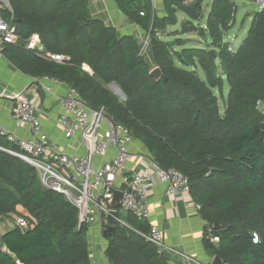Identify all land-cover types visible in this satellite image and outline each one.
Instances as JSON below:
<instances>
[{
    "label": "trees",
    "instance_id": "16d2710c",
    "mask_svg": "<svg viewBox=\"0 0 264 264\" xmlns=\"http://www.w3.org/2000/svg\"><path fill=\"white\" fill-rule=\"evenodd\" d=\"M115 1L148 33L154 65L140 54L136 38L121 37L116 28L94 19L88 0L0 4V14L16 26L19 36L15 45L2 48V55L32 78L67 84L89 107L104 109L126 127L161 168L184 174L207 225L206 244L225 264H264V115L256 108L264 101V10L254 15L246 38L232 52L224 38L236 23L237 6L231 0L213 2L206 29L195 25L204 17V0H198L197 13L165 0V18L151 16L150 0ZM178 12L190 19L182 32L208 36L207 49L179 51L177 42L161 38L168 26L178 23ZM34 34L46 52L66 60L50 62L28 50L26 42ZM156 67L167 81L157 82L150 75ZM111 84L124 93V102L107 88ZM220 99L225 101L223 112ZM0 146L18 151L3 139ZM15 215L30 227L0 232V264H93L89 227L79 223L76 207L45 189L29 163L0 151V224ZM124 219L128 226L117 223L109 239L108 264H169L146 238L149 223L133 215ZM208 229L219 244L210 243Z\"/></svg>",
    "mask_w": 264,
    "mask_h": 264
},
{
    "label": "built area",
    "instance_id": "2783aa9c",
    "mask_svg": "<svg viewBox=\"0 0 264 264\" xmlns=\"http://www.w3.org/2000/svg\"><path fill=\"white\" fill-rule=\"evenodd\" d=\"M156 1L151 0L153 8L156 7ZM256 3L258 12H262L264 0H256ZM18 41L16 26L0 14V56L4 46L15 45ZM149 42V35L145 46L142 47L139 42L140 54L144 57ZM26 48L36 51L39 57L50 62L62 64L66 60L63 55L46 52L37 34L29 38ZM35 80L41 84V90L53 92L51 81L55 80L51 79L48 85L41 83L40 79ZM12 99L16 101L12 118L19 129L28 130L31 136L21 137L0 126V139L16 146L18 151L2 146L0 150L34 167L45 189L63 195L76 207L79 223L87 225L89 233L97 225L102 226L104 230L109 228L108 215L112 210L110 203L116 191L122 192L117 219L121 226H128L124 215H133L136 219L149 223L147 194L157 183L165 184L172 196L180 193L190 194L189 182L184 174L175 169L165 170L153 159L143 174H125L126 164L133 158L131 147L134 146L135 140L129 130L117 125L106 115L104 109L95 110L89 107L76 90L70 89L65 97L59 98L62 113L57 123L67 139L80 136L85 150L83 155H67L59 151L56 143L50 142L44 133L41 119L36 116L35 107L25 92L13 95ZM256 108L264 115V101L259 100ZM111 151H114V155L109 158ZM196 208L201 210L200 205H196ZM8 225L22 230L30 227L29 222L19 215L8 220ZM208 232L210 243L219 244V237L213 236L210 229ZM146 238L155 244L163 255L169 253L164 244V233L159 228L152 226ZM253 242H258L256 234Z\"/></svg>",
    "mask_w": 264,
    "mask_h": 264
},
{
    "label": "crops",
    "instance_id": "0c3cea01",
    "mask_svg": "<svg viewBox=\"0 0 264 264\" xmlns=\"http://www.w3.org/2000/svg\"><path fill=\"white\" fill-rule=\"evenodd\" d=\"M214 1L216 0H210L207 16H204L203 19L199 23H195V25L206 29L208 15ZM231 1L236 4L235 0ZM249 1L252 6L257 4L256 0ZM88 3L92 17L103 21L109 27L116 28L121 37L132 36L140 42L144 36H146V32L135 22L128 26L124 25L128 18L120 10L115 0H88ZM237 8L239 7L237 6ZM245 8H251V6L246 5ZM257 12L258 10L256 9L248 13L249 19L246 18L242 23V27H244L247 20H249L248 26L245 29L247 30L244 36L245 38L252 24L254 15ZM179 14L182 15V17H180L182 24L190 20L183 18L185 14L182 12L177 13L178 20ZM155 15L159 18L167 17L165 0L156 1V7L153 8L151 16L154 17ZM191 34L192 33L184 34L182 32V26L181 29L175 30V42H177V46H175L176 50L181 51L186 48L207 49L208 46H210L211 41L208 36L200 37L199 33H195L199 35V39L202 41H199L197 38L189 39L183 37ZM228 34H230V32ZM227 43L230 44L232 52H236L240 46L236 47L232 42ZM189 44L194 45L189 47ZM151 60L152 63L149 62V64L154 65L153 54L151 55ZM198 74L203 76L200 69L198 70ZM40 80L41 83L48 85L51 79L42 78ZM51 82L53 92L41 90V84L37 83L35 78L24 74L5 55L0 56V126L21 137L31 136L28 130L19 129L12 118L16 106V101L12 99V96L25 92L33 103L35 114L41 119L44 133L48 136L50 142L56 143L59 151L67 155H83L85 150L80 136L78 135L76 138L67 139L57 123V119L62 113V105L59 98L65 97L71 88L67 84L56 80ZM3 140L6 141L5 139ZM131 152L133 153V158L127 162L124 173L143 174L152 159L150 152L143 144L137 141H135L134 146L131 147ZM113 155L114 151H111L109 158L113 157ZM147 196L150 209L149 225L150 227L154 226L163 231L164 244L169 249V253L166 255L169 263L212 264L216 254L214 249L206 244L207 225L200 210L196 208L197 204L193 201L191 194L180 193L176 196H172L168 193L165 184L157 183L149 189ZM17 210L19 213L26 214L25 210L21 207ZM10 227L8 223H1L0 232L3 234ZM104 232L105 230L102 226L97 225L93 227L89 233L90 257L93 264H108L105 251L108 247L109 239L104 237Z\"/></svg>",
    "mask_w": 264,
    "mask_h": 264
},
{
    "label": "rangeland",
    "instance_id": "374dc122",
    "mask_svg": "<svg viewBox=\"0 0 264 264\" xmlns=\"http://www.w3.org/2000/svg\"><path fill=\"white\" fill-rule=\"evenodd\" d=\"M235 1H236V5L239 7V8H237V13H236V17H235L236 24H235L234 28L230 31V34H226L224 38H225L226 42H232L233 45L237 47L240 45L242 40L245 38L244 36L247 33V30H245V29L248 26L249 20H247V23L245 24L244 27H242V23L246 18L249 19L248 13H251L257 9V4L252 6V4H250L249 0H235ZM251 1H253V0H251ZM0 4H2L5 7L9 6V2H8V4H6V0H0ZM209 4H210V0H204L203 6H202L204 16H207V14L209 12ZM246 5L251 6V8H245ZM180 17H182L181 14H179V20H178V23L176 25L167 27L166 32L164 34H162V36H161V38L163 40L168 41V42L173 43V44L175 43V30L181 29V26H182V20L180 19ZM183 18L189 19L187 15H183ZM183 37L189 38V39L190 38L199 39V35L195 34V33H192L191 35H187V36H183ZM147 38H148V33H146V36H144V38L140 41L142 47L146 45L145 43H146ZM199 41H202V40L199 39ZM193 45L194 44H189V47H192ZM151 47L152 46H151V40H150L149 44L146 46V49H145L146 50L145 60L148 63L149 62L152 63ZM202 74H203V72H202ZM200 77L205 78L204 74H203V76H200ZM107 88L111 92L116 94L120 98L121 101L124 102L126 100L125 97L118 90V87L116 85L111 84V85L107 86ZM228 92H229V89H228V86H226L225 90H224L225 98L227 97ZM224 105H225L224 99H220L221 111L224 110V108H225Z\"/></svg>",
    "mask_w": 264,
    "mask_h": 264
},
{
    "label": "water",
    "instance_id": "95a60500",
    "mask_svg": "<svg viewBox=\"0 0 264 264\" xmlns=\"http://www.w3.org/2000/svg\"><path fill=\"white\" fill-rule=\"evenodd\" d=\"M176 1L181 3L182 5L187 6L190 11H192L194 13L198 12V7L200 5V2L198 0H176ZM6 4H8V0H6ZM14 22L18 23L19 21L17 19H15ZM133 23H134L133 20L127 19L124 25L128 26V25L133 24ZM150 75L157 82H160L163 79L165 81H167V78H164L163 72H162V70L159 67L154 68ZM118 90L125 97L124 93L121 91V89L119 87H118ZM262 127L264 129V125ZM0 151L5 152L4 150H0ZM121 201H122V192L121 191H116L114 193V198H113V200L110 203L111 208H112V210L110 211V214L108 215V220H109V225L110 226L104 232V237L108 238L110 240L113 239V236H114L115 231H116V225H117V219H118V210H119V208L121 206ZM215 229L216 230H220V226L219 225L215 226ZM0 247H3V243L1 241V239H0ZM212 264H224V261L219 256H216L214 258Z\"/></svg>",
    "mask_w": 264,
    "mask_h": 264
}]
</instances>
